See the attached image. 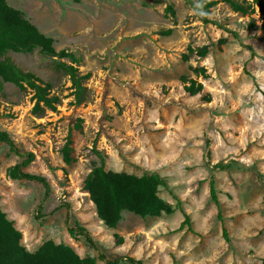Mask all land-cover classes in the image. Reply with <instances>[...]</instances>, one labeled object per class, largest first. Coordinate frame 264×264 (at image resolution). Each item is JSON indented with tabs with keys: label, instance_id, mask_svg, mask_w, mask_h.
Masks as SVG:
<instances>
[{
	"label": "rangeland",
	"instance_id": "1",
	"mask_svg": "<svg viewBox=\"0 0 264 264\" xmlns=\"http://www.w3.org/2000/svg\"><path fill=\"white\" fill-rule=\"evenodd\" d=\"M6 1L59 53L0 42V131L19 151L0 142V207L20 243L36 252L52 240L95 264H106L100 253L264 264V0ZM8 59L39 94L8 80ZM30 151L23 170L46 177L48 196L41 182L9 175ZM102 161L106 171L158 174L173 211L123 210L106 225L85 183Z\"/></svg>",
	"mask_w": 264,
	"mask_h": 264
},
{
	"label": "trees",
	"instance_id": "2",
	"mask_svg": "<svg viewBox=\"0 0 264 264\" xmlns=\"http://www.w3.org/2000/svg\"><path fill=\"white\" fill-rule=\"evenodd\" d=\"M192 5L201 14L204 22H210L195 3ZM0 37V42L7 49L30 51L34 47H39L40 53L44 56L59 54L55 51L52 38L41 32L25 18L21 10L10 6L6 0H0ZM8 64L11 69L8 80L16 83L22 80L33 85L37 94L41 92L40 86L31 74L21 71L9 59ZM67 68L70 70L74 84L79 88L78 78L69 66ZM0 142L6 143L17 153L19 152L7 131H0ZM34 158L35 154L31 151L28 152L22 161L10 168L9 175L12 178L41 182L45 186V194L48 196L50 184L46 177L23 170L24 167L31 164ZM218 167L224 168V165H218ZM161 182L162 179L158 174L137 176L127 172L106 171L104 161L99 167L94 168L85 180L91 199L96 205L98 216L108 226L116 225L123 210H128L141 217L159 215L162 212L171 213L173 207L158 195V186ZM163 183L165 184L164 181ZM210 184L211 197L219 207L215 183L212 180ZM221 216L219 213L220 218ZM189 220V216L185 213V222L190 224ZM69 230L71 234L75 231L72 227ZM80 230L92 242L85 229L81 227ZM223 232L227 236L225 227ZM20 239V231L15 228L13 220L8 219L0 207V264H95L96 262L95 257H80L71 246L56 244L52 240L45 242L38 251L30 252L20 243ZM98 258L104 260L106 264H119L123 259L133 264H142L141 260H136L131 256L111 260L104 253H100Z\"/></svg>",
	"mask_w": 264,
	"mask_h": 264
},
{
	"label": "crops",
	"instance_id": "3",
	"mask_svg": "<svg viewBox=\"0 0 264 264\" xmlns=\"http://www.w3.org/2000/svg\"><path fill=\"white\" fill-rule=\"evenodd\" d=\"M12 6V5H11ZM14 7V6H13ZM14 8H16V7H14ZM16 9H18V8H16Z\"/></svg>",
	"mask_w": 264,
	"mask_h": 264
}]
</instances>
